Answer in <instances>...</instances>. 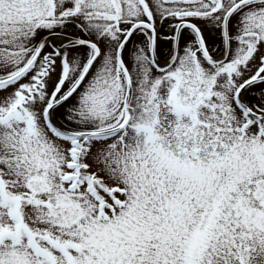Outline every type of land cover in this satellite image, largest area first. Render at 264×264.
Returning a JSON list of instances; mask_svg holds the SVG:
<instances>
[{
	"label": "snow or ice",
	"instance_id": "obj_1",
	"mask_svg": "<svg viewBox=\"0 0 264 264\" xmlns=\"http://www.w3.org/2000/svg\"><path fill=\"white\" fill-rule=\"evenodd\" d=\"M0 264H264V0H0Z\"/></svg>",
	"mask_w": 264,
	"mask_h": 264
}]
</instances>
